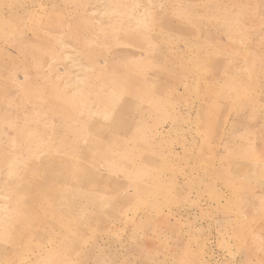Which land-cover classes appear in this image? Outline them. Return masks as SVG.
<instances>
[{"label":"rangeland","instance_id":"374dc122","mask_svg":"<svg viewBox=\"0 0 264 264\" xmlns=\"http://www.w3.org/2000/svg\"><path fill=\"white\" fill-rule=\"evenodd\" d=\"M0 264H264V0H0Z\"/></svg>","mask_w":264,"mask_h":264}]
</instances>
